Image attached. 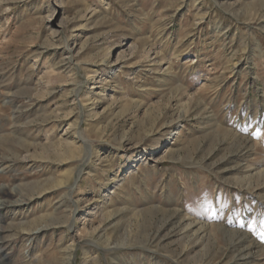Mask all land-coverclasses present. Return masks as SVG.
I'll return each mask as SVG.
<instances>
[{
  "label": "rangeland",
  "instance_id": "obj_1",
  "mask_svg": "<svg viewBox=\"0 0 264 264\" xmlns=\"http://www.w3.org/2000/svg\"><path fill=\"white\" fill-rule=\"evenodd\" d=\"M0 199V264H264V0H0Z\"/></svg>",
  "mask_w": 264,
  "mask_h": 264
},
{
  "label": "bare ground",
  "instance_id": "obj_2",
  "mask_svg": "<svg viewBox=\"0 0 264 264\" xmlns=\"http://www.w3.org/2000/svg\"><path fill=\"white\" fill-rule=\"evenodd\" d=\"M76 92V91H75ZM76 133H77V130H76ZM74 138V142H76L77 143V139L79 140V142H81L82 144L83 143H85V140L82 138V136H81V134L78 132V134H76V136L75 137H73ZM73 142V143H74ZM80 144V143H79ZM45 146H47V145H45ZM70 149V148H69ZM74 152V151H73ZM71 153V152H70ZM67 154H69L68 153V150H65V155H67ZM75 154V153H74ZM74 156V155H73ZM83 165V164H82ZM80 174H81V172H80ZM78 184V182H76L75 183V185L74 186H70V190L71 191H73L75 188H76V185ZM80 202V201H79ZM8 203V204H7ZM13 203H16L15 201L14 202H7V201H5V200H2V199H0V208H2L5 204H7V205H11V204H13ZM21 205V204H20ZM5 208V207H4ZM7 208V207H6ZM75 212H77V209H75ZM207 223V222H206ZM194 226V227H193ZM71 227H73V225H71ZM211 227V226H210ZM209 227V228H210ZM208 228V226L206 225V224H201V223H196L195 222V224L193 225V223H191V222H188L187 224H186V226L184 227V231L185 230H188V229H191V230H193V229H195V231H194V233H193V236H195V239H196V242L198 243L200 240H201V238H203V237H205V236H207V234H206V232L205 231H207L206 229ZM71 229V228H70ZM190 230V231H191ZM35 231H38V230H35ZM189 232V231H188ZM34 233V232H33ZM33 235V234H32ZM235 249H237V248H235ZM30 254H29V252H28V256H29ZM33 256V255H32ZM32 256H30V258L29 259H27V260H29V261H31L32 260ZM72 256V255H71ZM4 259V258H3ZM26 261V260H25ZM68 264H72L71 263V261L69 260V263Z\"/></svg>",
  "mask_w": 264,
  "mask_h": 264
},
{
  "label": "snow or ice",
  "instance_id": "obj_3",
  "mask_svg": "<svg viewBox=\"0 0 264 264\" xmlns=\"http://www.w3.org/2000/svg\"><path fill=\"white\" fill-rule=\"evenodd\" d=\"M261 223H264V221H261Z\"/></svg>",
  "mask_w": 264,
  "mask_h": 264
}]
</instances>
